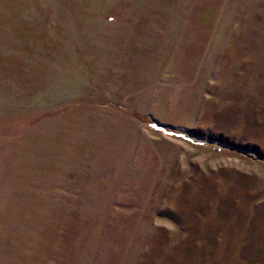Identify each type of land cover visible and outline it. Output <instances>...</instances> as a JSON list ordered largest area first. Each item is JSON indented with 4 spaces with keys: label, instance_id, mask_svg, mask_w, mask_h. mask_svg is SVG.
<instances>
[{
    "label": "rangeland",
    "instance_id": "obj_1",
    "mask_svg": "<svg viewBox=\"0 0 264 264\" xmlns=\"http://www.w3.org/2000/svg\"><path fill=\"white\" fill-rule=\"evenodd\" d=\"M0 264H264V0H0Z\"/></svg>",
    "mask_w": 264,
    "mask_h": 264
}]
</instances>
